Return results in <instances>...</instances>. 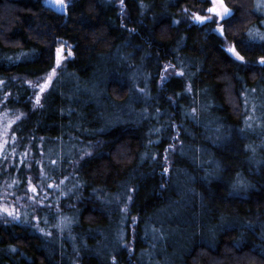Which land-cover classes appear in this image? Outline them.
<instances>
[{
	"label": "trees",
	"instance_id": "16d2710c",
	"mask_svg": "<svg viewBox=\"0 0 264 264\" xmlns=\"http://www.w3.org/2000/svg\"><path fill=\"white\" fill-rule=\"evenodd\" d=\"M63 1L0 0V193L41 187L35 222L0 216V264H264L258 0H224L220 33L210 0Z\"/></svg>",
	"mask_w": 264,
	"mask_h": 264
},
{
	"label": "rangeland",
	"instance_id": "374dc122",
	"mask_svg": "<svg viewBox=\"0 0 264 264\" xmlns=\"http://www.w3.org/2000/svg\"><path fill=\"white\" fill-rule=\"evenodd\" d=\"M45 3L48 6L53 7L54 9L58 10L59 7L57 5V0H44ZM65 3V2H64ZM223 5L226 6L230 13L232 14L231 8L226 4V2L223 0ZM258 6L261 7V9L264 11V0H258ZM212 7H220V0H217V3L214 5L212 2H210V5L207 7L206 15L208 14V9ZM230 14V15H231ZM202 15V14H198ZM198 15H195L193 19H196ZM230 15L226 16H217L216 14H210L209 18L215 22L214 31L215 32H222L220 28H217L218 25H222L223 21L228 18ZM198 20V19H196ZM199 22V20L197 21ZM229 49H233L232 46H227ZM64 50L61 49V55L60 59L62 61H65L68 58V55H65L62 53ZM262 58V57H261ZM261 65H264V63L261 62ZM55 71L52 70L49 74L45 75L44 78L40 79L37 82L36 88H37V97L39 99L42 97L43 93L49 88L51 82L53 81ZM41 88H43V91H41ZM263 88L258 89L256 86L250 89V92H246L243 95L244 99V111L245 116L244 120L248 124H258L259 126H262V132H264V90ZM19 118L18 114L16 112L10 111L8 109L2 108L0 106V160L2 159V156L10 142H14L15 136L12 133V126L15 123V120ZM9 161V160H8ZM10 162V161H9ZM2 163V161H1ZM3 183V190L2 193H0V216L3 215L5 218H13L15 220H19L24 215L28 216L27 214L33 215V212L30 210H27V205L25 204L26 201L31 202L32 200H35L37 195L39 194L40 188L36 187L33 183L30 184V186L27 187L25 191L17 190V186L15 182L12 180H9V178L5 177L2 180ZM49 187L52 188V185ZM33 188H35V191H33ZM42 192L46 193V191L43 189ZM47 194V193H46ZM39 203V202H37ZM42 204V203H41ZM2 209H7L8 211H3ZM8 212H12V215H9ZM36 216L33 215L31 217V220H34L35 222Z\"/></svg>",
	"mask_w": 264,
	"mask_h": 264
},
{
	"label": "snow or ice",
	"instance_id": "6c2138e0",
	"mask_svg": "<svg viewBox=\"0 0 264 264\" xmlns=\"http://www.w3.org/2000/svg\"><path fill=\"white\" fill-rule=\"evenodd\" d=\"M58 2L61 4V6H63V0H58ZM210 2H212L214 5L217 3V0H210ZM209 12H213V13H217V14H221L222 18L223 16H226V15H230V10L223 5V0H220V7H213V8H210L208 9ZM196 19L198 20H205V19H208L206 17H199L197 16ZM251 35V34H250ZM261 39H264V37H260ZM232 52H235V49H231ZM237 55V58L240 59V60H243V57L242 56H239L238 53H236ZM261 62L264 63V57L261 58ZM41 91H43V88H41ZM37 100L39 101V97H37ZM33 191H35V188H33ZM3 211H8L7 209H2ZM9 215H12V212H8Z\"/></svg>",
	"mask_w": 264,
	"mask_h": 264
},
{
	"label": "flooded vegetation",
	"instance_id": "af4514ba",
	"mask_svg": "<svg viewBox=\"0 0 264 264\" xmlns=\"http://www.w3.org/2000/svg\"><path fill=\"white\" fill-rule=\"evenodd\" d=\"M212 13L213 12H208L209 15L212 14ZM213 14H216L217 16H219V14H217V13H213ZM209 15H206V14L198 15L199 17H206V18H208V19H205L203 21L199 20V22L201 24H203V23H212V20L209 18ZM197 21L198 20L195 19V22L196 23H197ZM217 28H220L221 30L223 29L222 25H218ZM230 52H232V51L230 50Z\"/></svg>",
	"mask_w": 264,
	"mask_h": 264
},
{
	"label": "water",
	"instance_id": "95a60500",
	"mask_svg": "<svg viewBox=\"0 0 264 264\" xmlns=\"http://www.w3.org/2000/svg\"><path fill=\"white\" fill-rule=\"evenodd\" d=\"M57 5H58V7H59L58 10H64V9L67 7V4L64 3V1H63V6H61V4H60V3L58 2V0H57ZM212 8H213V7H212ZM61 49L66 50V46L60 47L58 50L61 51Z\"/></svg>",
	"mask_w": 264,
	"mask_h": 264
}]
</instances>
